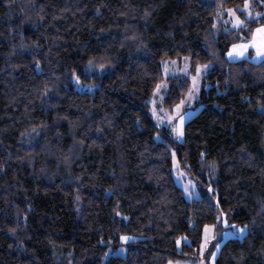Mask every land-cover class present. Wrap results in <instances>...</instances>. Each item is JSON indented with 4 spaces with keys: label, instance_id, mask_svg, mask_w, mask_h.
Segmentation results:
<instances>
[{
    "label": "trees",
    "instance_id": "trees-1",
    "mask_svg": "<svg viewBox=\"0 0 264 264\" xmlns=\"http://www.w3.org/2000/svg\"><path fill=\"white\" fill-rule=\"evenodd\" d=\"M243 3L0 0V264H167L197 253L222 214L248 231L216 264H264V62H229L240 41L216 19L237 8L246 20ZM184 56L210 67L179 141L150 98L162 62ZM168 81L173 109L191 79ZM173 149L201 198L175 182ZM121 234L136 237L127 254L103 262Z\"/></svg>",
    "mask_w": 264,
    "mask_h": 264
},
{
    "label": "rangeland",
    "instance_id": "rangeland-1",
    "mask_svg": "<svg viewBox=\"0 0 264 264\" xmlns=\"http://www.w3.org/2000/svg\"><path fill=\"white\" fill-rule=\"evenodd\" d=\"M207 1L215 2L217 0H207ZM221 11H223V10H221ZM216 19H217V22H223L219 18L218 15H217ZM224 19H228V15L226 12L224 14ZM242 19H244V18H242ZM229 26L232 27V25L230 23H229ZM250 49L253 50V55H255L254 49L251 47H249L248 52ZM185 57H187V59H185ZM205 64H201V65H205ZM207 65H209V64H207ZM209 67H210V65H209ZM209 67L207 69L201 68L199 73H197L196 69H195V71H193L191 68V62H190L189 56H184L183 58H180V59L179 58H173V59L170 58V59H166L162 62V70H163L164 78H163V80H161L158 83L161 85L160 89L158 91L155 89L153 95L150 98L151 111H152L153 107L156 108V114L153 115V118L155 119V121L157 122L158 125L166 128L168 130V132H170L176 138H177V136L173 132V123H176L178 121H177V116L173 115V113H177V109L175 107L173 109H169L165 106V103H164V98H165L166 94L168 93V89H169L168 77L176 75V74L188 75L191 79L190 89L193 86L192 77L193 76L196 77L195 84H196V89H198V90H195L193 92L191 98H189V96H188V93H189V91H188L186 97L183 99L184 103L183 104H181V102L179 103V104H181V107L179 109L178 114L183 115V114L187 113V115H185V119L183 121V133H184L185 123L189 119H191L194 115H196L200 111V109L202 108V105H199L197 102H199V100L201 98L202 90L204 88L203 80L205 78V75H206ZM152 114H153V112H152ZM169 115H173L172 122H169L166 119L167 116H169ZM157 116H159L161 119L157 120ZM164 136H165L164 133H157L156 138L158 140H163ZM183 139H184V134L178 140L183 141ZM178 173H181V174H178ZM173 176H174L175 182L180 187H182L184 194L187 197V199L192 200V199H199L202 197L203 193H202V190L200 188L199 181L193 175L192 171L189 168V165L184 164L180 160V158L177 155L176 150H174V149H173ZM189 181H192L194 183L189 184L188 189L186 190L185 185L188 184ZM215 193H216V188L214 185H211L209 187V194L211 196H213L215 198V200L218 201V198L216 197ZM220 216H222L223 219L218 220L217 223L207 224L209 226V228H208L209 238L207 240L206 245H204L205 227L203 229L202 240L200 243V248L203 245V253L201 254L200 248H199V251L197 253H194L191 258L171 260L173 262V264H176V262H179V264H200V261H203L204 264H216V259H217L219 252H220V248H221V246L225 240L232 238V237L243 238L246 235V233L248 231V227H247V231L244 234L233 235L232 230L238 224L231 223L225 214H222ZM224 220H227V223H225ZM239 226H244V225H239ZM125 235L132 237V235H129V234H121V236H125ZM121 236H120V245L116 248L109 249L107 251L108 255H104V257H103V262L106 261L108 258L114 256V255L125 256L127 254V243L133 239L122 240ZM181 244H182V238H180V243L178 244V246L181 247ZM216 244L220 245V247L218 249L215 247ZM212 252L216 253L214 258H211ZM167 264H169V262Z\"/></svg>",
    "mask_w": 264,
    "mask_h": 264
},
{
    "label": "snow or ice",
    "instance_id": "snow-or-ice-1",
    "mask_svg": "<svg viewBox=\"0 0 264 264\" xmlns=\"http://www.w3.org/2000/svg\"><path fill=\"white\" fill-rule=\"evenodd\" d=\"M259 4L261 7H264V0H255V3L252 2V0H244V3L242 5V8L239 10H242L245 14L246 20L242 19L238 14V9L237 8H227L223 11L218 12V16L219 18L223 21V23L225 25L227 24H231L232 28H228L225 27L224 32L225 34H231V32L235 31L237 32V35L235 37H233V39L238 40L240 42L238 43H232L230 49L228 50V52L226 53V57L229 59V62H232L234 59L239 58V57H244L250 61H260V62H264V24H260L258 27H256L255 29H252L249 25L250 23L255 22L256 20L260 19V18H264V13L262 12H255L253 13L252 8L255 7V4ZM225 12L228 15V19H224V14ZM215 27V25H214ZM241 28H245L249 31V33L251 34L249 37H244L240 32L239 29ZM249 47L254 49L255 55H250L248 54V49ZM185 59H187V57H185ZM103 67V66H101ZM209 67V65L205 64V65H197L196 66V71L197 73L200 72L201 68L207 69ZM76 79L78 80L79 77H76ZM193 86L191 89H189V93L188 96L189 98H191L193 92L196 89V77L193 76ZM161 85L157 84L156 85V90L158 91L160 89ZM154 103V102H153ZM184 101H181V104H183ZM181 104H177L175 105V108L177 109V113H173V115L177 116V121L176 123H173V132L176 134L177 138H181L183 136V121L185 119V115H187V113L180 115L178 114L179 109L181 107ZM153 115L156 114V108L153 107L152 109ZM173 115H169L167 116V121L172 122L173 120ZM161 118L159 116H157V120H160ZM182 171V170H181ZM181 174V173H178ZM194 182L189 181L188 184L185 185V189H188V185L189 184H193ZM223 219L222 216H217V220H221ZM225 223H227V220H224ZM208 225H205V240H204V245L207 244V240L209 238L208 236ZM247 231V225L244 226H239L237 225L233 230H232V234L236 235V234H244ZM122 240H128V239H136L135 236L129 237V236H121ZM184 240L187 241V237H183ZM189 243H191V241H188ZM176 243L179 244L180 243V238L178 237L176 240ZM215 247L218 249L220 247L219 244H216ZM200 252L201 254L203 253V245L200 248ZM105 255H108L107 253H105ZM216 255L215 252L211 253V258H214ZM169 264H173L172 261H169ZM176 264H179V262H176ZM200 264H204L203 261H200Z\"/></svg>",
    "mask_w": 264,
    "mask_h": 264
},
{
    "label": "crops",
    "instance_id": "crops-1",
    "mask_svg": "<svg viewBox=\"0 0 264 264\" xmlns=\"http://www.w3.org/2000/svg\"><path fill=\"white\" fill-rule=\"evenodd\" d=\"M248 54H249V52H248ZM240 58H244V57H239V58H236V59H234V60H237V59H240Z\"/></svg>",
    "mask_w": 264,
    "mask_h": 264
}]
</instances>
